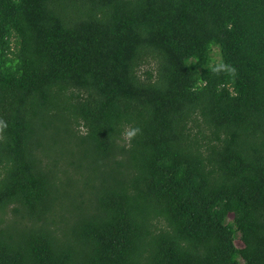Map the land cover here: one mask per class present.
Returning <instances> with one entry per match:
<instances>
[{
    "label": "trees",
    "instance_id": "trees-1",
    "mask_svg": "<svg viewBox=\"0 0 264 264\" xmlns=\"http://www.w3.org/2000/svg\"><path fill=\"white\" fill-rule=\"evenodd\" d=\"M0 264H264V0H0Z\"/></svg>",
    "mask_w": 264,
    "mask_h": 264
},
{
    "label": "rangeland",
    "instance_id": "rangeland-1",
    "mask_svg": "<svg viewBox=\"0 0 264 264\" xmlns=\"http://www.w3.org/2000/svg\"><path fill=\"white\" fill-rule=\"evenodd\" d=\"M214 51L217 52L218 49L215 48ZM216 58H217V60H218V59H219V56H216ZM150 68H151V67H150ZM147 69H148V67L143 68L142 71H146ZM82 131L85 133V129H82ZM232 219H233V216L231 215V216L229 217V220H232ZM235 244H236V246H237L238 248H243V247H244V245H243L242 241L240 240L239 236H238V238H237ZM245 261H246V260L244 259L243 262H245Z\"/></svg>",
    "mask_w": 264,
    "mask_h": 264
}]
</instances>
